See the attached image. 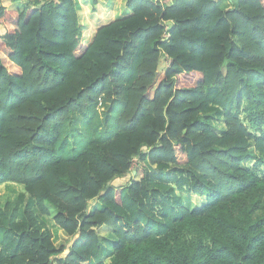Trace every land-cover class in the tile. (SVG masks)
Masks as SVG:
<instances>
[{
  "label": "trees",
  "instance_id": "trees-1",
  "mask_svg": "<svg viewBox=\"0 0 264 264\" xmlns=\"http://www.w3.org/2000/svg\"><path fill=\"white\" fill-rule=\"evenodd\" d=\"M18 1L0 0V187L23 193L0 264H264V0Z\"/></svg>",
  "mask_w": 264,
  "mask_h": 264
},
{
  "label": "rangeland",
  "instance_id": "rangeland-1",
  "mask_svg": "<svg viewBox=\"0 0 264 264\" xmlns=\"http://www.w3.org/2000/svg\"><path fill=\"white\" fill-rule=\"evenodd\" d=\"M224 4H228V0H224ZM223 6V4L221 5V7ZM3 32V29L0 27V34ZM102 109V108H101ZM103 110H101L99 113H101ZM102 116V115H101ZM214 117V116H212ZM219 120L216 119L215 122H218ZM220 123H216V126L213 125V130L215 132H217L219 135L223 134V132L225 131V123L223 118H221ZM73 125V123L71 124ZM219 129V130H218ZM78 133V132H77ZM65 139H66V145L67 147L70 146L73 143V139L74 136L71 134L70 132V128H67V131L64 135ZM253 163H248L246 164L247 167L252 166ZM245 167V164H244ZM127 179V178H126ZM124 179L121 181H116L113 184L114 185H121L124 183ZM127 181V180H126ZM23 193L22 189L14 184H5L3 186L0 187V209L5 210L6 207L9 205L8 202H14L16 200V198H18L19 196H21V194ZM179 196H182L184 199V202L186 201V203L190 206L191 209L193 210H197L199 208H201L202 206L206 205L207 200L206 198L203 197H198V196H188L189 194H182L180 192L177 193ZM50 211H51V215L49 217H43V222L46 224V226L53 231V235H54V239H55V245L57 247L60 246H69L71 243V238L67 237L62 231H60L57 226H55L54 221H53V216H54V209L52 208V206L48 205ZM104 209V207L98 203L96 200H92L89 203V207H88V212L91 211H102ZM98 234L101 238L102 241V245L104 247V249L106 250V253L109 256L113 255V251H114V246L116 243V239L114 237V233L111 229H109L106 226L101 227L98 230ZM105 252V251H104ZM109 259H104L103 262L101 263H95V264H109Z\"/></svg>",
  "mask_w": 264,
  "mask_h": 264
},
{
  "label": "crops",
  "instance_id": "crops-1",
  "mask_svg": "<svg viewBox=\"0 0 264 264\" xmlns=\"http://www.w3.org/2000/svg\"><path fill=\"white\" fill-rule=\"evenodd\" d=\"M25 2L26 0H19L18 2L12 4L10 8L18 9ZM100 4L104 8L108 7V8H111V10L113 11L117 10L119 14L127 15L129 13L128 9L125 6V0H100ZM4 33L5 31L3 29V32L1 34H4Z\"/></svg>",
  "mask_w": 264,
  "mask_h": 264
},
{
  "label": "water",
  "instance_id": "water-1",
  "mask_svg": "<svg viewBox=\"0 0 264 264\" xmlns=\"http://www.w3.org/2000/svg\"><path fill=\"white\" fill-rule=\"evenodd\" d=\"M168 25H172V22H169Z\"/></svg>",
  "mask_w": 264,
  "mask_h": 264
},
{
  "label": "built area",
  "instance_id": "built-area-1",
  "mask_svg": "<svg viewBox=\"0 0 264 264\" xmlns=\"http://www.w3.org/2000/svg\"><path fill=\"white\" fill-rule=\"evenodd\" d=\"M101 106V105H100Z\"/></svg>",
  "mask_w": 264,
  "mask_h": 264
}]
</instances>
